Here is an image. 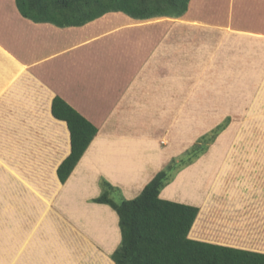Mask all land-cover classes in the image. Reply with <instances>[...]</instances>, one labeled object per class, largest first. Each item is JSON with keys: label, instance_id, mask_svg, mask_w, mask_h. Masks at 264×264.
Here are the masks:
<instances>
[{"label": "crops", "instance_id": "1", "mask_svg": "<svg viewBox=\"0 0 264 264\" xmlns=\"http://www.w3.org/2000/svg\"><path fill=\"white\" fill-rule=\"evenodd\" d=\"M188 4L179 19L109 13L63 29L0 0V31H14L12 47L8 30L6 44L0 38V120L12 124L0 264H115L120 218L93 202L101 179L136 199L206 134L207 108L242 106L245 92L264 91V0ZM55 97L98 129L65 184L58 168L71 135L52 114ZM217 151L180 171L160 198L199 209L191 240L264 255V152L224 159L210 194Z\"/></svg>", "mask_w": 264, "mask_h": 264}, {"label": "trees", "instance_id": "2", "mask_svg": "<svg viewBox=\"0 0 264 264\" xmlns=\"http://www.w3.org/2000/svg\"><path fill=\"white\" fill-rule=\"evenodd\" d=\"M20 15L36 24L58 28L83 27L109 13H124L135 20L179 19L191 0H14ZM55 119L66 122L71 154L58 168L65 184L98 129L60 97L52 103ZM230 118L205 134L184 154L173 158L134 200L120 199L117 189L101 179L102 194L93 200L110 206L120 218L121 244L111 256L115 264H264V255L191 240L189 233L199 214L197 207L160 198L178 172L204 156L227 129Z\"/></svg>", "mask_w": 264, "mask_h": 264}, {"label": "rangeland", "instance_id": "3", "mask_svg": "<svg viewBox=\"0 0 264 264\" xmlns=\"http://www.w3.org/2000/svg\"><path fill=\"white\" fill-rule=\"evenodd\" d=\"M10 2L12 8H14L15 1L10 0ZM3 19L5 20L8 18L6 15L4 16V14L0 13V23ZM5 30H8L10 33V46L12 47L14 35L13 28L9 27L8 29L7 27L4 28L3 32L0 31V38L3 40V43H5ZM255 85L256 88L260 87V84ZM262 86L263 85L261 84V87ZM244 94L245 95H243L242 99L239 100V103L243 104L242 106L238 105L207 108V123H205L206 134L224 123L227 118H230V124L227 129L209 148L211 149L213 146L218 148V153L213 157L209 168L207 167V174L210 175V177L209 179L207 178L206 188L210 194H212V189L214 187V179L211 176L213 173L217 172L214 168L215 166L228 159L239 158L240 156L234 155L235 151L249 152L250 150L251 152H264V91L254 89L247 91ZM3 118L5 119L4 115ZM4 119L0 120V254L2 253L3 255L4 248L7 246V223L5 201H2V199L5 198L6 183L8 178L6 172V161L10 145L9 136L11 135L12 127V124L7 123ZM223 152L228 154H223ZM19 242L20 238H18V236H14L13 245L18 246Z\"/></svg>", "mask_w": 264, "mask_h": 264}]
</instances>
